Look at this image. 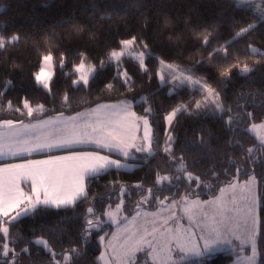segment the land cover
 <instances>
[{"label":"snow or ice","instance_id":"obj_1","mask_svg":"<svg viewBox=\"0 0 264 264\" xmlns=\"http://www.w3.org/2000/svg\"><path fill=\"white\" fill-rule=\"evenodd\" d=\"M183 2L184 0H87L84 11L93 13L87 17L90 23L97 20L111 21L115 14V18L119 19H124L125 16L138 17L144 21L146 28L149 14L153 11L156 18L163 21L165 28H172L176 23L182 22L184 29L196 37L193 43L204 49L205 54L201 55L196 65L184 67L165 61L152 52L142 37L132 35L119 40L118 47L110 49L98 63H89L86 53H77L79 62L73 64V73L68 75L74 89L83 87L87 90L102 73L111 68L114 71L113 79L119 80L132 91L136 82L124 67L125 58L131 57L137 61L138 71L149 74V79L151 70L146 64V57L152 58L159 65L158 75L162 83L171 82L177 87L186 84L202 97L200 100L193 99L191 107L188 103L181 102L167 112L154 114L151 104L144 97L142 99L148 106L144 108L145 114L142 116L137 115L133 111V104L126 100L117 104L96 103L95 107L86 108L74 115H65L64 111L49 115L50 110L43 103L33 104L24 97L21 104L16 106L11 100L4 101L5 92L0 91V111L19 114L17 118H0V257L5 258L0 264H23V257L30 259L32 255L29 245L42 247L49 254L50 259L46 264H78L74 257L83 254L80 248L73 246L57 252L44 235H34L29 239L22 237L19 232L13 235L12 230L24 218H34L50 209L75 208L78 203L97 199L89 192L91 179L113 169L119 171L137 166L130 165L128 159H143L146 164L150 157L161 152L167 156L168 162L177 164L175 171L183 173V180L189 186L195 184V188L185 192L179 200L171 199L169 202L167 196L160 199L155 193L170 190L165 189L164 184L171 186L174 180L180 181L181 176L173 177L157 172L155 189L144 188L142 184L133 186L137 192L145 194H141L140 200L136 202V212L131 221L122 225L119 216L125 203L123 197L128 194V190L125 186H120L119 202L114 209L109 205V211L104 213L117 225V231L111 233V240L105 244V252L100 255L103 264H135L137 254L141 252H146L153 264H179L190 257L199 258V264H206L217 253L224 251L225 246L244 254V264H264V237L261 236V202L264 198V190L261 189L264 188V180L258 181L255 171L250 175L245 171L248 178L240 183L237 177L244 169L235 166L237 175L224 186H219V195L201 200L195 189L210 185H203L200 176L187 171L188 165L182 156L178 159L173 155V145L177 142L175 129L181 115L223 117L226 114V128L233 135L239 129L241 113L233 114L232 107L226 104V90L233 80V70L241 76H249L258 70L257 66L264 67V61L258 60L254 65L242 62L235 54L233 45L243 40L247 43L248 51L264 56V53L249 42L253 35L264 33V0H212L220 11L217 12L216 19L209 23L202 22L204 17L199 11V0L183 16L178 12L173 18L166 11L169 7L179 8ZM2 8L0 6V10ZM237 8H244L246 13L251 10V21L247 14L240 15ZM107 9L113 11L108 12ZM237 15H240V19L236 18ZM218 22L230 25L234 32L232 38L223 43L219 42L222 34L218 30ZM60 23L72 25L76 32L84 31L74 15ZM173 35L177 41L180 40V34L175 32L169 36L170 40ZM89 38L94 39L95 33H90ZM29 39L26 31L13 33L10 37L0 34V57H6L9 49L14 51ZM218 60L233 61L227 66L219 67V77L215 78L219 89L210 82L208 76L195 74L197 66L211 69L217 66ZM57 61L60 67L70 62L63 53L57 58L51 51H47L41 56L38 71L32 73L35 83L45 89L47 94H53ZM164 69L168 70V75ZM73 74L75 79H71ZM11 84V80L5 79L3 88L7 90ZM105 87L111 90L113 84L108 83ZM239 95L255 97L264 93ZM61 102L71 108L72 98L65 92ZM243 107L237 104V108ZM260 107H264V102ZM243 116L246 121L253 120L251 112H245ZM23 117L31 119L25 123ZM157 117L165 123L162 136L157 135L153 129ZM245 130H264V119L259 123L251 122L250 127ZM258 138L259 148L243 149L246 153L243 159L249 167L254 166L257 159H264L256 155V151L264 152V131L259 132ZM198 139L202 144L205 143L204 136H199ZM236 143L239 144V141ZM57 152L62 154H55ZM39 154L43 158H32ZM114 154H118L119 158H115ZM228 160L230 165L236 164L231 157ZM198 163L199 161H194L193 166ZM227 171V167L221 165V172ZM209 175L219 180L220 173L215 170L210 171ZM150 198L157 202L158 210L155 212H147L142 208L149 203ZM87 213L89 216L85 218V227L80 233L84 244L92 236V230L102 226V221L92 206L87 208ZM138 217L142 218L140 222H137ZM185 217L187 226L182 223ZM124 220L128 221V217L125 216ZM45 230L57 243H60L59 237L66 232L61 226L45 229L43 225L33 229V232ZM99 240L103 243L105 236H100ZM17 242L24 245L19 252L13 246ZM109 248L115 261L108 255ZM176 253L180 254L179 260L174 258ZM36 254L39 255V251ZM58 256L61 258L58 259Z\"/></svg>","mask_w":264,"mask_h":264},{"label":"trees","instance_id":"obj_2","mask_svg":"<svg viewBox=\"0 0 264 264\" xmlns=\"http://www.w3.org/2000/svg\"><path fill=\"white\" fill-rule=\"evenodd\" d=\"M87 0H0V34L10 37L13 33L27 32L30 39L21 44L16 50L9 49L6 57H0V91H4V101L11 100L13 104L19 106L24 97L31 100L33 104L43 103L49 115L56 114L58 111L68 113L78 112L84 108L95 106L96 103L114 102L123 99L135 101V111L144 113V108L148 106L142 98L146 97L148 103L151 104L154 114L164 113L175 105L183 102L188 103L191 107L193 99L199 100L202 97L195 92L190 86L185 85L175 91H170L169 83H161L159 79V65L155 59L146 57V64L151 70L149 74L138 71V62L131 57H126L124 67H126L131 77L135 80L132 91H129L122 85L119 80H114V71L109 68L91 85L90 89L83 87L76 90L71 85L69 73H73V64L78 63L77 53H86L89 63H98L104 59L105 54L113 48H117V42L121 39L129 38L132 35L142 37L149 45L152 52L156 56L162 57L165 61L181 64L184 67H192L205 54L204 49L198 44H194L196 37L190 31L184 29L183 23H176L172 28H165L163 21L158 20L155 11L149 14L148 26L144 27V21L138 17L125 16L124 19L114 18L111 21L97 20L89 22L87 17L93 15L91 11L85 13L84 6ZM197 0H184L177 7H169L166 9L173 18L177 13L181 16L189 11V7L196 4ZM42 5H47L42 6ZM199 11L203 14L204 23L212 22L216 19L217 12L212 0H199ZM106 11L112 12V9ZM240 15H248L251 21V10L245 12L244 8H237ZM75 16L79 26L84 31L76 32L72 25L61 24L62 20H68ZM237 15V19H240ZM218 30L222 34L223 43L234 35L231 26L218 22ZM180 34V40L177 41L175 36L169 39L173 33ZM90 33H95V38L90 39ZM249 42L257 47L260 52L264 53V33H258L249 38ZM235 54L240 57L242 62L254 65L256 61H264V56L253 54L247 49V43L243 40L233 45ZM51 51L54 57H59L61 53L68 57L70 62H66L64 67H60L56 62L55 75L53 77L52 93L47 91L34 81L32 73L38 71L39 62L42 54ZM233 61H217V66L209 69L207 66L195 69V73L200 76H208L210 82L216 85L215 78L219 77V67L227 66ZM257 71L249 76H241L233 70V80L226 90V104L232 107L233 114L240 112L241 119L239 121V129L233 135L225 126L226 114L221 117L213 116H189L181 115L178 125L175 129L177 142L173 145V155L178 159L182 156L188 165L187 171L193 172L201 177L203 185L195 189L199 196L208 197L218 192L219 186H223L233 176H236L235 166H240L241 171L237 179L248 178V175L255 171L258 181L264 180V159H257L254 166L249 167L243 157L246 153L243 149L252 147L259 148V139L252 131H246L251 122H260L264 119V107H260L264 102V95L255 97L249 95H239L240 93H264V67L257 66ZM73 74L71 79H75ZM11 80L12 84L5 90L3 88L4 80ZM112 83L111 90L105 87L106 84ZM67 92L72 98L71 108L66 107L61 102L64 93ZM222 95L224 93L222 92ZM237 104L243 105V108H237ZM253 113V120L246 121L243 113ZM19 114L12 112L0 111V118H17ZM27 119L28 117H23ZM151 119V118H150ZM165 123L157 117L153 124V129L157 135L164 132ZM199 136H204L205 143H201ZM229 141H232L229 144ZM239 141V144L236 142ZM163 141L161 140V144ZM241 145L243 148H241ZM156 147V145L154 144ZM258 157H264V152L256 151ZM236 162L230 165L228 158ZM194 161H199L193 166ZM137 166L131 170L121 169L119 171L113 169L107 173L101 174L98 178L89 181V192L91 196L97 197L95 200L78 203L75 208L69 209H50L42 212L39 216L28 217L22 219L18 225L12 230L15 235L19 232L22 237L32 238L34 235H44L52 243L53 248L57 252L73 246L82 250L80 257H74L78 264H102L99 260L102 246L99 240L100 236H108L112 233L114 225L106 221L105 212L109 205L117 203L120 199L118 189L125 186L128 190L124 199L125 209L131 213L136 208V202L140 200L141 194L133 188L134 185L142 184L144 188L152 187L155 189L156 173L169 174L173 177L181 176L180 181L173 182L169 186L164 184L165 191L156 192L155 195L163 199L165 196L171 198H179L185 192L195 188V184L189 186L183 180V173L175 171L176 163L168 162L165 154L158 153L154 157H150L145 164L143 160L134 161ZM221 165L227 167V173L221 172ZM215 170L220 173L219 180L211 178L210 171ZM247 171L248 175L245 174ZM261 190H264L262 188ZM110 197V198H109ZM157 202L154 198H150L149 203L145 206H156ZM92 206L96 215L100 217L102 226L99 229L92 230V236L89 237L86 244L81 238V230L85 227L84 220L89 216L87 208ZM261 236L264 237V198L261 202ZM47 228H55L61 226L66 232L59 237L60 243H57L51 235L45 230L43 232L36 231L40 226ZM107 234V235H106ZM19 252L24 246L23 243L17 242L13 245ZM32 253L31 258L24 256L23 264H46L50 259L42 247L29 245ZM39 251V255H37ZM60 259L61 257H57ZM234 254L230 251H222L206 264H230L234 260ZM5 258L0 257V261ZM185 264V263H181ZM186 264H199V260H189Z\"/></svg>","mask_w":264,"mask_h":264},{"label":"rangeland","instance_id":"obj_3","mask_svg":"<svg viewBox=\"0 0 264 264\" xmlns=\"http://www.w3.org/2000/svg\"><path fill=\"white\" fill-rule=\"evenodd\" d=\"M159 71H160V69H159ZM164 72H165V74L166 75H168V70L167 69H164ZM196 75H199V74H197V73H195ZM54 75H55V68H54ZM162 83V82H161ZM163 84H165V83H163ZM169 84L171 85L170 86V91H175V90H177V89H179L180 87H183V86H185V85H183V86H179V87H177L176 85H173V84H171V82H169ZM173 89H175V90H173ZM124 100H126V101H128V102H130V103H132L133 104V111L134 112H136L135 111V108H134V106H135V101H133V100H130V99H124ZM124 100H122V101H124ZM200 100V99H199ZM120 102V101H119ZM119 102H113L114 104H117V103H119ZM107 104H111V103H108V102H106ZM137 113V112H136ZM145 113H137V115H139V116H142V115H144ZM256 123H259V122H256ZM250 127V126H249ZM260 131H264V130H256L255 132H253V133H255L256 135H257V137H258V134H259V132ZM142 132H143V129L141 128V134H142ZM259 139V138H258ZM155 147V146H154ZM106 154V153H105ZM138 155H141V154H138ZM115 156V158H119L118 156H116V155H114ZM130 165H137L134 161H130V160H128L127 161ZM133 168H135V167H133ZM133 168H131V169H133ZM131 169H127V170H131ZM247 178H244V179H238V181L240 182V183H242L244 180H246ZM224 186V185H223ZM25 189H27V186L25 187ZM214 195H219V190H218V192L216 193V194H214ZM181 196H183V195H181ZM181 196H179V197H181ZM211 196H213V195H210V196H208V197H202V196H199V198L201 199V200H208V199H210L211 198ZM171 199H176V198H171V197H169V200H171ZM180 198H178L177 200H179ZM119 202V201H118ZM117 202V203H118ZM116 204V203H115ZM115 204H113V205H111L112 206V209H114L115 208ZM142 208H143V210L144 211H147V212H155V211H157L158 210V208H154V207H150V206H145V205H143L142 206ZM107 211H109V208L106 210V212ZM105 212V213H106ZM135 212H136V208L131 212V213H129L126 209H125V205L123 206V209H122V211H121V213H120V216H119V219L121 220V224L123 225L124 223H128L129 221H131V217L133 216V215H135ZM178 214H180V215H182V213H180V212H178ZM106 216V215H105ZM125 216H127L128 217V221H125L124 220V217ZM142 218L141 217H138L137 218V222H140V220H141ZM106 221L107 222H111L113 225H114V229H113V231H112V233H114V232H116L117 231V225L116 224H114L111 220H109L108 219V217L106 216ZM182 223L183 224H185V226H187V223H188V221H187V218L185 217L184 219H183V221H182ZM111 240V234L110 235H108V236H106L105 237V241L102 243L101 241H100V243H101V246H102V252L101 253H103V252H105V244H107L109 241ZM237 244L239 243L238 241L236 242ZM224 251H230V252H232L233 254H234V260L230 263V264H244V261H243V255L244 254H242V253H239V251L238 250H233L230 246H225V250ZM249 252H250V250H248ZM107 252H108V255L111 257V259L113 260V261H115V256L114 255H112V250H111V248H109L108 250H107ZM177 255H180L179 253H176L175 254V256H174V258L175 259H177V260H179V257L177 256ZM238 257H239V259H238ZM190 258H193V260H199V258H196V257H190ZM99 260H100V258H99ZM100 262L103 264V261H101L100 260ZM182 263V261H180L179 262V264H181ZM135 264H153V262H152V260H151V258L146 254V252H141V253H138L137 254V257H136V260H135Z\"/></svg>","mask_w":264,"mask_h":264},{"label":"crops","instance_id":"obj_4","mask_svg":"<svg viewBox=\"0 0 264 264\" xmlns=\"http://www.w3.org/2000/svg\"><path fill=\"white\" fill-rule=\"evenodd\" d=\"M123 100H124V99H123ZM119 101H122V100H119ZM119 101H114V102H119ZM103 103H106V102H103ZM108 103L114 104L113 102H108ZM91 107H95V106H91ZM87 108H89V107H87ZM85 109H86V108H84V109H82V110H80V111H78V112H82V111H84ZM75 113H76V112H74V113H68V112H65V115H74ZM51 115H55V114H51ZM45 118H46V117H45ZM30 119H31V118L24 119V120H25V123H28ZM89 147H92V146H89ZM55 154H62V153L57 152V153H55ZM114 155H116V156L119 157L118 154H114ZM138 156H139V155H138ZM32 158H43V155H42V154L34 155ZM16 159H18V158H16ZM128 160H130V161L132 162V161L143 160V159H128ZM23 186L26 187L27 185L24 184ZM179 198H180V197H179ZM176 199H178V198H176ZM169 202H170V200H169ZM150 207H154V208L156 209V208H157V205H156V206H150ZM177 256L179 257V255H177ZM189 260H193V258H189V259L186 260V261H182V263H185V264H186V262H188Z\"/></svg>","mask_w":264,"mask_h":264}]
</instances>
